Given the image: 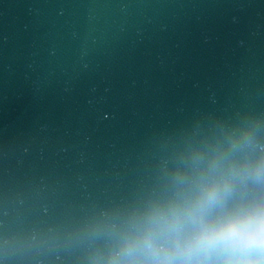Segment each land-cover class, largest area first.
Masks as SVG:
<instances>
[{
	"label": "clouds",
	"instance_id": "obj_1",
	"mask_svg": "<svg viewBox=\"0 0 264 264\" xmlns=\"http://www.w3.org/2000/svg\"><path fill=\"white\" fill-rule=\"evenodd\" d=\"M247 178L264 181V157L237 165L212 154L191 179L177 177L175 199L130 219L108 264H264V202L225 210Z\"/></svg>",
	"mask_w": 264,
	"mask_h": 264
}]
</instances>
